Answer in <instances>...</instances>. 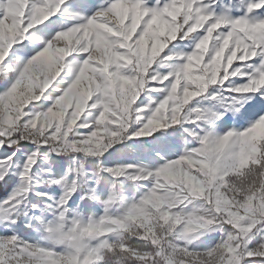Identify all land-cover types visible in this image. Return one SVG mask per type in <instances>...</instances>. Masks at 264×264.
Listing matches in <instances>:
<instances>
[{"label":"snow or ice","instance_id":"snow-or-ice-1","mask_svg":"<svg viewBox=\"0 0 264 264\" xmlns=\"http://www.w3.org/2000/svg\"><path fill=\"white\" fill-rule=\"evenodd\" d=\"M14 180L0 264H264V0H0Z\"/></svg>","mask_w":264,"mask_h":264},{"label":"rangeland","instance_id":"rangeland-1","mask_svg":"<svg viewBox=\"0 0 264 264\" xmlns=\"http://www.w3.org/2000/svg\"><path fill=\"white\" fill-rule=\"evenodd\" d=\"M116 147L121 148L123 147V145H117ZM43 151L45 150L41 149V152ZM56 159H61V158L57 157ZM68 159L71 160V157H69ZM140 160H141V157L139 153L127 152L124 162H139ZM44 167H47V164H45ZM57 178H59V176H57ZM71 179L72 177L70 176L65 177V183L70 184ZM102 179H103L104 185H111L112 183H115V181H113V179L107 175H104ZM31 184H32L34 191H47L49 192V194H52V193L59 194V191H60V189L54 186L52 188L47 187V181L44 179V176L42 174H37L36 169L33 170V176L31 177ZM37 185H39V187H37ZM0 186L3 188H7V191L5 192V194L0 198V200H4L14 191V189L18 185H17V182L14 180L9 186H3V185H0ZM84 187L87 188L88 185L84 184ZM131 190H132V186L128 183H123V184L117 183L116 184V191L118 193H126ZM73 199H76V196H74Z\"/></svg>","mask_w":264,"mask_h":264},{"label":"trees","instance_id":"trees-1","mask_svg":"<svg viewBox=\"0 0 264 264\" xmlns=\"http://www.w3.org/2000/svg\"><path fill=\"white\" fill-rule=\"evenodd\" d=\"M6 191H7V188H3L0 186V198L5 194Z\"/></svg>","mask_w":264,"mask_h":264}]
</instances>
